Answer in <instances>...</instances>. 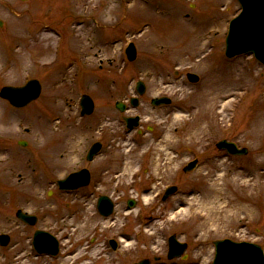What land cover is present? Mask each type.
<instances>
[{"label":"rangeland","instance_id":"1","mask_svg":"<svg viewBox=\"0 0 264 264\" xmlns=\"http://www.w3.org/2000/svg\"><path fill=\"white\" fill-rule=\"evenodd\" d=\"M239 11L235 0H0V88L31 79L43 88L24 110L0 99V142L30 144L15 148L9 171L0 168V234L11 239L0 264H211L221 240L257 245L264 256V67L251 55L224 57L227 25ZM128 43L137 53L131 63ZM188 73L199 82L189 83ZM138 80L145 94L125 114L137 115L143 132L153 128L156 145L134 132L124 136L113 108L135 95ZM82 95L94 102L90 118L79 114ZM160 97L171 105L152 107ZM109 112L117 120L98 126L115 151L99 161L107 166L101 186L60 192L54 182L71 162L51 172L28 154L50 142L58 165L59 144L72 150L95 140L101 130L93 132V120ZM221 140L247 153L228 156L215 148ZM193 159L198 166L183 173ZM168 186L176 192L162 201ZM98 196L114 205L107 218L96 212ZM17 210L36 216V226L15 219ZM35 229L56 237L57 257L30 252ZM172 235L186 244L184 258L167 259Z\"/></svg>","mask_w":264,"mask_h":264},{"label":"water","instance_id":"2","mask_svg":"<svg viewBox=\"0 0 264 264\" xmlns=\"http://www.w3.org/2000/svg\"><path fill=\"white\" fill-rule=\"evenodd\" d=\"M242 7L240 15L231 21L229 32L226 38L225 55L228 58L236 55L250 53L253 54L256 60L264 65V0H238ZM2 23L0 22V27ZM127 60L132 62L136 58V50L133 44H129L125 50ZM187 79L195 83L197 77L191 74L187 75ZM39 84L36 81H29L22 88H4L0 95L7 99L9 103L15 107H22L30 100L35 99L39 94ZM145 87L142 82H137L136 91L139 95L144 93ZM170 101L166 98L153 99L151 104L154 106L161 104H169ZM130 104L135 107L137 99H131ZM81 114L88 115L93 109V103L88 96H82L80 101ZM119 111H123L121 104H116ZM127 127L132 129L138 125V118L126 119ZM218 149H225L232 155H245L246 150H237L235 145L222 141L216 145ZM97 147L93 150L96 151ZM196 162H191L184 169V172H189L195 167ZM83 175L86 178L85 172H80L68 176L65 180L57 182L60 190H73L85 182L80 183ZM176 191L175 187L169 188L163 198L165 200L168 196ZM132 202H128L131 207ZM113 205L110 200L104 196L99 197L97 201L98 212L107 217L112 213ZM16 217L22 222L34 225L36 219L28 216L20 211L16 213ZM8 238L4 235L0 236V245L4 246ZM34 245L40 253L57 254V243L46 233L37 232L34 235ZM215 255L212 264H264L263 252L260 247L249 243H234L229 240L216 241L213 243ZM168 259L179 257L185 250L184 244H179L172 236L168 240ZM115 248V245H113ZM136 264H149L148 260H143Z\"/></svg>","mask_w":264,"mask_h":264},{"label":"flooded vegetation","instance_id":"3","mask_svg":"<svg viewBox=\"0 0 264 264\" xmlns=\"http://www.w3.org/2000/svg\"><path fill=\"white\" fill-rule=\"evenodd\" d=\"M41 92H42V89H41ZM40 97H41V94L36 101L30 103L28 106H26L25 108H22V109H15L11 105H9V103L7 101H5L1 98L0 99L2 102L6 103L9 106V108H11L13 110H24L27 107H29L33 104H36L38 102V100L40 99ZM130 98L131 97H129L127 99H123L121 102L128 104V101ZM113 108H114V110H116L115 104L113 105ZM124 108H125V113H128L129 109H127L126 106H124ZM93 113H94V111H93ZM93 113L90 116H86L83 118H90L93 115ZM125 113H119L118 112L117 118H118V120H120L121 126H124V123H123L124 120L123 119L126 116ZM117 118H115V116L113 114H111V112H109L108 114H104L102 116V120L101 119L93 120L94 121L93 125H95V124L96 125H95V130L93 131V128H92V131L94 133H96L97 130H101L98 126L100 121H101V123H105V124L109 125L111 123H114L115 119L117 120ZM33 119H34V117H33ZM38 123L40 124V126L43 130L48 129V125H47L46 121H43V122L38 121ZM28 132L29 131L27 129L24 130L25 134H27ZM153 132H154L153 128L147 127L144 132L140 131V133H138V132L134 131V134H135L137 140L145 138L146 139V141L144 142L145 144L149 143V140H150V142L153 141L152 144L156 145L159 141V138L155 137L153 135ZM60 134H61V130H60ZM128 134H130L128 131H124V136L128 135ZM93 137L86 139L85 145L83 143L80 144V146H79L80 151H79L78 146H75V147L73 146L72 150L70 147V150H69L67 141L65 143L61 142L59 145H61L63 147V150L59 156L60 161H59L58 165H56V160L53 159L54 153H52L54 147H58V146L57 145L52 146V143H50V142L47 143L48 145L46 144L47 146L44 145L42 150H33L31 153L28 154V156H29V158H31V160L42 161L43 164L47 168H49V171H51V172H56L58 169V166H59L60 171H61V169H63L62 166H65V165H67L68 162H71V164H70V165H72L71 170H70V172H67V174H65L66 176L70 173H73V172L86 171L87 177H88L87 184L80 187L77 190H74L73 192H84V191H87L89 189L95 190L101 186V179L107 173V168H106L107 166H105L106 162H104V164H102L100 166L99 161L101 158L108 160L110 158L108 153H111L112 150L115 151V149H114L112 144H109V143L106 144L103 142V140H104L103 139L104 138L103 130H101L100 133L98 132L97 136L94 138L95 140H93ZM11 139H6V141L4 140V141L0 142V146H1L0 155H1V157H3V159H6V162L4 164H2V161L0 159V168L4 165H8V167H5L6 171H9L11 169V161H14V160H12V158L14 156L13 151L15 150V148L27 150V148L30 145L29 142H27L26 140L17 139L15 141H12L13 139L12 140ZM95 144H99V150L95 155H93L89 158V151H90L91 147ZM69 151H70L71 156H73V157H70ZM20 167H22V166L19 165L17 168H20ZM66 176H64V177H66ZM20 180H21V177L19 176L18 183L20 182ZM57 181L58 180H56L54 182V186L56 188H57V185H56ZM0 183H1V185H0V195H1V191H2V189L6 188V187H4L6 185H4V183L1 180H0ZM57 190H58V188H57ZM31 228H34V227H31ZM10 241H11V239L9 240V243H10Z\"/></svg>","mask_w":264,"mask_h":264},{"label":"bare ground","instance_id":"4","mask_svg":"<svg viewBox=\"0 0 264 264\" xmlns=\"http://www.w3.org/2000/svg\"><path fill=\"white\" fill-rule=\"evenodd\" d=\"M201 206H203V208L207 205V204H200ZM208 210V212L210 211V212H214V213H219L218 212V207H216V208H208L207 209ZM220 211L222 212V214H224V215H226V211L225 210H223L222 208H220Z\"/></svg>","mask_w":264,"mask_h":264}]
</instances>
